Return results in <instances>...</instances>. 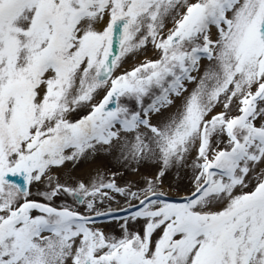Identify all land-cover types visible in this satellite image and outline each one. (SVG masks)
Masks as SVG:
<instances>
[{"label":"snow or ice","instance_id":"obj_1","mask_svg":"<svg viewBox=\"0 0 264 264\" xmlns=\"http://www.w3.org/2000/svg\"><path fill=\"white\" fill-rule=\"evenodd\" d=\"M0 264H264V0H0Z\"/></svg>","mask_w":264,"mask_h":264},{"label":"rangeland","instance_id":"obj_2","mask_svg":"<svg viewBox=\"0 0 264 264\" xmlns=\"http://www.w3.org/2000/svg\"><path fill=\"white\" fill-rule=\"evenodd\" d=\"M147 55L150 57L153 56L151 47H149ZM133 62L134 61L130 58L125 66L130 67ZM97 169L102 170L105 173H122V175H119L117 178V182L120 184L130 181L135 185H142V177L152 176L155 174V166L151 162L143 163L140 166L139 171L135 172L131 170V168H123L115 157L101 154L95 159L83 160L75 167L71 164L67 165L63 170L64 176L61 178L63 179L66 176L71 175L76 179L87 180V178ZM190 175V172H182L179 178H177L174 174H169L164 181V190L167 192L168 196L171 198H178L186 195L191 190ZM117 200L119 203L113 204V207L125 206V202L122 197H117ZM100 226H103L106 230L116 228L115 224H109L107 221L103 220Z\"/></svg>","mask_w":264,"mask_h":264}]
</instances>
